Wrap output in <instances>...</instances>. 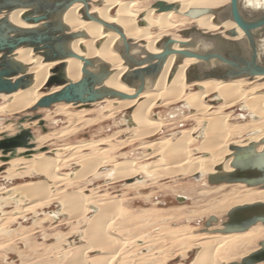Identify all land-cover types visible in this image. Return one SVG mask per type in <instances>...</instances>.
<instances>
[{
  "label": "bare ground",
  "instance_id": "bare-ground-1",
  "mask_svg": "<svg viewBox=\"0 0 264 264\" xmlns=\"http://www.w3.org/2000/svg\"><path fill=\"white\" fill-rule=\"evenodd\" d=\"M155 1H162L166 4H178V7L171 10L158 11L154 6L142 9L143 7H141L138 0H90V13L94 14L98 20L82 18L84 6L81 2L72 4L61 16L63 23L72 32L84 31L85 33L84 36L78 37L71 42V49L80 56L94 59L97 64L104 62L110 66L111 72L104 81L106 87L128 94L135 92V88L130 87L122 80L123 74L128 69L121 55L124 40L119 33L106 28L100 20L117 25L123 31L126 39L130 41L132 47L131 54L140 57H145L146 51L160 53L162 50L161 47L157 46V43L162 39L161 36H169V31L184 24L186 19L200 30L218 32L226 38H230L226 34L227 30L236 29L237 36L233 39L247 43L244 32L237 26L227 7L230 0ZM239 6L247 18H252L264 12V0H239ZM194 8L220 11L217 14H213L212 12L201 13L197 17L185 15L188 10ZM27 9L29 8H15L8 13L2 12L0 17L5 15L11 24L18 27H35L36 25L22 19V14ZM214 19H217V21L215 22ZM154 28L162 31V34L155 36L153 32ZM172 37L176 41H188V39L183 38L181 35H173ZM196 39L195 47L187 49L206 51L214 47V42L211 39H201L199 37ZM256 43L257 55L262 59L264 58V34L256 37ZM173 47L181 49L178 42ZM13 55L15 60L26 65L27 73L32 76V83L26 88H20L11 93H0V97L6 100L0 106V116L3 113L18 114L32 108L42 96L60 89L61 87L59 86H53L48 88L47 91L41 90L46 87L52 69L61 65V63H65L68 79L77 81L82 77L83 61L78 57L44 61L43 57L40 54H36L32 47H19ZM176 57L175 54L170 55L157 77L155 79L147 78L145 89L135 98H104L96 102L79 104L59 102L62 105L61 108L66 106L81 107V105H93L104 102L105 106L101 108V111L108 110L109 112H114L128 108L131 110L128 121L135 128V137L137 138L153 137L164 127L160 117L153 114L157 103L165 105L182 102V105L189 108L190 111L194 110V113L202 114L201 117L196 118L198 125H203L204 127L201 134L203 139L200 143L196 144L195 130L192 128L180 132L181 134L174 141L169 138L160 140L149 138L142 142V146L148 150L147 155H159L160 158L158 160L137 165L135 160L126 159L114 163L110 170L100 171L99 173L105 172L104 175L110 176L112 179L134 178L141 173L151 179L183 174H190L194 177L195 174H198V176H202L204 179L209 174L216 172L215 167L217 165H222L225 171L233 170L230 165L231 158L229 157L232 153L230 149L231 145L244 146L250 142H255L257 143L258 150L263 148L264 144L261 143L264 137L263 76H255L254 79L247 77L230 80L209 78L187 82L186 72L188 68L192 64L199 63V60L194 57H185L178 64L174 74L171 75L176 63ZM215 61L214 59L211 60V64H214ZM248 84L254 85L249 87L250 85L248 86ZM193 86L197 87V89L188 92V89L191 90ZM209 96H213L211 98L213 101L219 100L221 103L214 106L213 103L208 102L210 101V99L207 100ZM237 102L242 104L240 106L241 109L248 111L253 120L251 123L244 124L243 126H235L229 123V115L224 111ZM214 107L217 110H212ZM82 111H64L69 125L64 127L63 130L58 131L57 134L71 133L75 123L77 124L76 121L85 110ZM41 120L45 119L42 118ZM25 123L29 126V124H35V121H26L20 125L25 127L27 125ZM19 126L17 127L19 128ZM4 127L7 129L9 126ZM243 132L248 133L246 138L237 141L230 140L232 136H240ZM46 138L41 136L39 140L42 142ZM93 143L96 142L84 141L67 145L64 148L73 149L74 151L67 156H62V153V155L60 154L61 148L57 149L54 156H48L43 152L33 154L32 158L20 156L25 151H31L26 148H17L14 158H11V155L7 156L5 154L8 159L0 160V167L6 163L13 165H16L15 163L22 164L20 167L33 170L38 175L44 176L46 180L33 181L28 184L15 186L12 189L9 187L10 190L3 192H6L7 195H3L1 198L4 201L9 199L20 201V198L25 196L35 198L38 202L44 201L50 196L51 187L54 188L60 180L67 179V174L59 173V171L62 166L69 165L68 161L70 159H73L81 167L70 180L75 181L89 175L98 174V169H101L107 162H110L106 156L80 155L77 158L73 156L78 152L77 149L89 148ZM39 147L36 145L35 149L38 151ZM195 151L201 154L194 156L193 153ZM139 182L136 179L133 183L145 185ZM219 184L220 186L232 184L234 187L230 194L220 200L219 204L208 208L209 212H216L222 209H226V212H228L233 207L239 205L264 202V186H249L243 182H222ZM55 198H57V195ZM58 199H60L62 207L66 208L67 212H71L74 219L80 216L85 217L88 214L89 208L95 210V214L88 220L86 227L82 231V237L85 239L86 245L84 248L72 246V248L66 249L62 264H111L113 261L118 260L123 251L122 249L125 247L124 241L118 237L120 235L114 231L115 227L118 228V225L122 228V224L117 223V225L115 223L117 213L122 209V201L120 199L97 201L91 199L89 195L82 196L79 192L66 193L58 197ZM30 204L32 205V201ZM211 216L216 217L215 215ZM214 222L208 225L204 231L197 232L194 235L190 234L186 229L179 228H173V230L167 232L168 236H170V241L167 243L169 246L165 249L168 252L167 258L179 255L180 253H184L185 256L187 251L196 249L197 251L190 264H228L232 261L231 258H233L231 256L228 257V254L239 255L243 258L247 256V253L250 254L258 249L260 245L254 248H251V246L256 241L264 238V223L262 222H258L244 231L231 233L221 232L220 229L223 228L222 224L216 227L218 223ZM87 251L89 253L98 252L99 254L88 258L86 256ZM255 264H264V261Z\"/></svg>",
  "mask_w": 264,
  "mask_h": 264
},
{
  "label": "rangeland",
  "instance_id": "rangeland-1",
  "mask_svg": "<svg viewBox=\"0 0 264 264\" xmlns=\"http://www.w3.org/2000/svg\"><path fill=\"white\" fill-rule=\"evenodd\" d=\"M138 1L143 7L142 9L151 8L157 2L155 0ZM191 27H193V24L186 19L184 24L178 26L180 29H171L169 36L181 35L180 30ZM153 32L155 36L162 34V31L156 28L153 29ZM163 37L162 35L161 38ZM253 85L248 84L249 87ZM196 89L197 87L193 86L191 90L188 89V92ZM41 90L47 91L48 88L45 87ZM211 98L213 96L207 97V100L210 99L208 102L213 103L214 106L221 103V101H213ZM5 102L6 100L0 97V106ZM182 104V102L165 105L157 103L153 114L160 117L164 127L157 135L148 136V138L147 136L135 137V128L128 121L130 109L114 112L101 111V108L105 106V102L81 105V107L66 106L62 108L60 103H56L48 108H38L37 110L29 108L18 114L1 113L0 139L3 133H8V135L16 133L18 122L22 117L41 115L39 119L34 120L35 124H29L31 127L25 123L27 124L25 128H31L34 134L33 143H35V146L29 149L26 148L31 151H25L20 156L32 158L33 154L39 152L54 156L58 148H61L60 154L62 153V156H67L74 152L73 149L64 148L67 145L94 141L97 144L93 143L89 148L77 149L79 153H75L74 158L80 155L106 156L110 162L98 169V174L74 181L70 178L81 167L73 159H70L71 163L68 161L69 165L62 166L59 171V173L67 174V179L60 180L54 188L51 187L50 196L41 202H38L35 198L25 196L21 197L20 201L12 199L4 201L1 196L7 195L6 192H3L10 190L9 187L12 189L18 185L46 179L33 170L23 169L20 167L22 164H3L0 167V264H62L65 252L72 246L84 248L86 241L82 237V231L88 220L95 214V210L89 208L85 217L72 218L71 212H67L66 208L60 204V199H58V197L70 192H79L82 196L89 195L91 199L97 201L110 199H120L122 201V209L117 213L115 222L116 224H122V228L117 224L118 228L115 227L114 231L120 235L118 237L124 241L125 247L122 249L123 251L118 260L113 261L111 264H190L195 256L196 249L187 251L185 256L184 253H180L167 258L168 252L165 249L169 246L167 243L170 241L167 232L173 230V228H179L188 230L192 235L197 232L200 233L208 227L206 223L212 217L211 215L216 216L217 221L214 222L218 223L216 227L223 224L227 220L226 209L216 212H209L207 209L219 204L224 196L232 192L234 185H213L208 182L207 177L203 179L202 176L194 177L190 174L151 179L141 173L140 176L134 178L112 179V177L104 175L105 172L99 173L100 171L110 170L114 163L126 159L135 160L137 165L158 160L159 155H147L148 150L142 146V142L149 138L159 140L169 138L174 141L181 134L180 132L192 128L195 130L196 144L200 143L203 139L201 134L204 127L198 125L196 118L201 117L202 114L194 113V110L190 111ZM241 105L240 102H237L225 109L224 112L229 115L228 121L230 124L243 126L253 121L248 111L241 109ZM63 110L85 111H82L83 113L76 121L77 124L75 123L71 133H59L60 135H58V131L69 125L68 118ZM212 110L217 109L214 107ZM42 118L45 119L42 120L43 123L40 121ZM4 126L9 127L6 129ZM41 136L47 138L41 142L39 140ZM247 136L248 133L243 132L240 136H232L230 140L237 141ZM36 145L40 146L38 151L35 149ZM19 148L25 149V147ZM193 154L197 156L201 153L195 151ZM6 155L10 156L11 154L9 152ZM6 155L0 150V160H3ZM14 157L11 156V158ZM136 179L145 185L133 183ZM49 182L53 183L52 181ZM56 195L57 198H55ZM182 196L185 197L184 201L179 198ZM31 201L33 206L30 204ZM261 240H264V238ZM261 240L256 241L251 248L259 245ZM98 254V252H86L88 258ZM230 256L233 257L230 263L242 259L239 255L228 254V257ZM153 260L155 261L153 262Z\"/></svg>",
  "mask_w": 264,
  "mask_h": 264
},
{
  "label": "water",
  "instance_id": "water-1",
  "mask_svg": "<svg viewBox=\"0 0 264 264\" xmlns=\"http://www.w3.org/2000/svg\"><path fill=\"white\" fill-rule=\"evenodd\" d=\"M75 2H81L84 6L83 19L98 20L94 14L90 13V0H0V14L8 13L15 8L28 7L29 9L22 14V19L36 25L28 28L18 27L11 24L5 15L0 17V93H11L20 88H26L32 83V76L27 73L26 65L14 59L13 54L19 47H32L44 61L62 60L68 57H78L83 61L82 77L77 81L67 78L65 63L53 68L46 88L53 86L61 88L42 96L31 108L32 110L48 108L59 102L79 104L96 102L104 98H135L145 89L146 79H155L167 58L172 54L177 57L171 75L185 57H194L199 60V63L192 64L188 68L187 82L209 78L254 79L255 76H263L262 81H264V58L258 57L256 43V37L264 34V12L247 18L240 9L239 0H230L227 7L237 26L244 32L247 43L233 39L237 36L236 29L227 30L226 34L230 38H226L218 32H205L193 25L191 28L180 30L181 36L188 41H176L172 36H165L157 43L162 50L160 53L146 51L145 57H140L131 54L130 41L117 25L100 20L106 28L116 31L124 40L121 55L128 69L123 74L122 80L135 88V92L128 94L106 87L104 81L111 72L110 66L104 62L97 64L92 58L80 56L70 47L73 40L85 35L84 31L72 32L61 19L63 13ZM153 6L158 11H165L177 8L178 4L157 1ZM218 11L220 10L194 8L188 10L185 15L197 17L201 13L217 14ZM214 21L216 22L217 19ZM198 37L211 39L214 47L206 51L187 49L195 47ZM176 42L181 49L173 47ZM213 59L216 61L211 64ZM40 116L22 117L18 126L26 121L37 120ZM40 121L43 123L42 120ZM33 140L34 134L31 128L20 125L13 135L2 134L0 150L3 154L10 152L11 156H14L19 147L33 148L35 146ZM261 143L264 144V137ZM257 148L255 142L244 146L231 145L232 153L229 157L233 170L225 171L222 165H217L216 172L208 175V182L213 185L222 182H243L249 186H264V146L261 150ZM3 158V160L8 159L6 156ZM195 177H199L198 174H195ZM179 198L182 201L185 200L183 196ZM214 221H217L215 217L209 218L206 226ZM258 222L264 223V202L233 207L227 212V220L220 230L224 233L240 232ZM259 245L258 249L240 261L230 264H255L264 261V240L260 241Z\"/></svg>",
  "mask_w": 264,
  "mask_h": 264
}]
</instances>
